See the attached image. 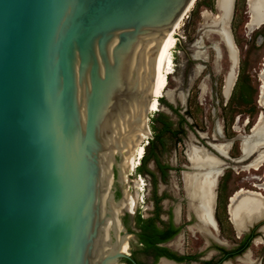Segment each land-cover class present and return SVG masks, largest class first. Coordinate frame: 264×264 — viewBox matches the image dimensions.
I'll list each match as a JSON object with an SVG mask.
<instances>
[{"label":"water","instance_id":"1","mask_svg":"<svg viewBox=\"0 0 264 264\" xmlns=\"http://www.w3.org/2000/svg\"><path fill=\"white\" fill-rule=\"evenodd\" d=\"M194 2L0 0V264L129 259L112 193L124 151L112 188L107 151L151 99L145 56ZM252 221L264 238V212Z\"/></svg>","mask_w":264,"mask_h":264},{"label":"rangeland","instance_id":"2","mask_svg":"<svg viewBox=\"0 0 264 264\" xmlns=\"http://www.w3.org/2000/svg\"><path fill=\"white\" fill-rule=\"evenodd\" d=\"M205 12L217 14L216 0H196L177 31V44L173 49L174 72L168 77L171 96L159 99L162 109L149 114L151 134L145 147V167L140 174V166L132 172L128 171V181L121 186L116 183V190L112 188L114 202L121 199L122 192L124 198L125 191L136 202L131 213L127 210V213L119 214L118 219L124 226L135 227L138 215L156 225H166L173 220L176 226L184 227L181 235L185 243H189V252L198 247L202 249L210 242L192 228L196 221L188 216L186 209L182 173L190 171L187 153L191 146L208 150L226 164L216 189L213 216L217 232L210 230L213 237L216 235V240L230 246L243 237L244 233L236 234L228 215L230 198L238 190L247 189L264 195V191L256 188V185L264 183V167L260 171L242 170L258 153L242 160L240 150L245 140H253L251 129L264 112L258 104L259 74L264 66V26L249 33L246 29V0H234L229 30L239 60L238 65L233 67L224 44L205 28L202 16ZM231 73L236 75V82L226 98L224 88ZM168 122L173 124L171 130L176 135L160 133ZM220 144L230 145L226 158L213 146ZM139 178L144 183L143 192L137 191L134 186ZM178 206L180 218L176 222L174 211ZM257 227L254 224L249 230ZM129 237L133 236H127V239ZM255 237H261V234L257 233ZM262 239L261 245L253 242L250 247L253 254L264 253ZM125 242L129 245V240ZM256 258L258 255L253 256V259Z\"/></svg>","mask_w":264,"mask_h":264},{"label":"bare ground","instance_id":"3","mask_svg":"<svg viewBox=\"0 0 264 264\" xmlns=\"http://www.w3.org/2000/svg\"><path fill=\"white\" fill-rule=\"evenodd\" d=\"M233 3L234 0H216L217 14L211 15L205 12L202 16L205 21V28L208 29L210 34L217 36L219 41L224 44L227 49L226 51H228L230 62L233 67H236L239 58L229 30ZM246 3L248 13L246 29L251 33L264 26V0H246ZM193 5L189 8L188 12L193 8ZM188 12L163 38L157 37L153 49L144 58L139 78L155 86L150 94L151 99L144 105L140 115L115 129L107 151L105 164V170L110 178L111 188L112 176L110 170L112 166V149L116 146H122L123 148L124 155L121 163L122 182H127V172H132L138 168L145 155V147L148 144V139L151 134L148 125L149 114L159 112L161 108L159 99L165 96H171V91L168 90V77L174 72L173 49H175L177 44L176 34L181 28V24ZM155 50H157L156 54L154 52ZM259 79L261 87L258 104L264 109V66L259 74ZM235 82L236 75L231 73L225 83L224 95L226 98L229 97ZM251 136L253 138L252 141L245 140L242 143L240 149L243 153L242 160L252 157L255 153H258V156L251 163L243 166L242 170L245 172L251 170L260 171V169L264 167V112L259 115L257 123L252 127ZM213 146L223 157L226 158L228 156L230 149L229 144L224 146H221V144L220 146ZM187 159L190 164L188 168L190 171L182 173V182L188 216L194 218L196 221L192 228L196 229L203 237L216 238V235L214 237L211 235L210 230L217 232V226L213 218L216 189L219 178L223 176L226 164L215 158L208 150L197 146H191L189 148ZM143 184L142 178L134 182L137 191L143 192ZM256 188L260 191H264V183L256 185ZM135 204L134 197L129 194L128 191H125L124 198H122L120 204L115 205L113 203L117 218L123 210L126 212L128 210V213H131ZM260 212H264V195L257 191L240 189L230 198L228 205L229 221L238 236L241 231L245 230L247 227L249 228L251 224L254 223V221L251 222L254 214ZM174 217L176 222H179V206L176 207L174 211ZM118 221L120 223L119 219ZM119 230H121V223ZM255 242L260 244L262 241L257 239ZM127 248L128 244L125 242L122 250L127 252ZM249 260L250 259L245 258L243 263L251 264Z\"/></svg>","mask_w":264,"mask_h":264},{"label":"flooded vegetation","instance_id":"4","mask_svg":"<svg viewBox=\"0 0 264 264\" xmlns=\"http://www.w3.org/2000/svg\"><path fill=\"white\" fill-rule=\"evenodd\" d=\"M182 229L184 227L176 226L173 220L166 225L148 221L143 227L124 226L120 234L133 237L127 239L129 259H121L118 264H245V258L250 259L251 264H264V253L253 254L250 250L257 229L244 233L238 243L230 246L208 238V245L202 249L194 248L193 252H189V243H185L181 235ZM255 255L258 258L253 259Z\"/></svg>","mask_w":264,"mask_h":264},{"label":"trees","instance_id":"5","mask_svg":"<svg viewBox=\"0 0 264 264\" xmlns=\"http://www.w3.org/2000/svg\"><path fill=\"white\" fill-rule=\"evenodd\" d=\"M160 102V101H159ZM175 111V110H174ZM160 117V116H159ZM157 120V119H156ZM155 120V121H156ZM182 121V118H180V122ZM173 124L171 123V122H168L166 125H164V129L160 132L161 134H165V133H170V134H172V135H176V133L173 131V130H171V126H172ZM156 137H158V136H156ZM150 145V144H149ZM146 161H147V156L146 155H144L143 156V158H142V160H141V162H140V169L138 170L139 171V174H140V172L142 171V169L145 167V164H146ZM155 163L157 164L158 163V161L157 160H155ZM158 165V164H157ZM161 169V168H160ZM162 170V169H161ZM165 170V169H164ZM135 224H136V226H139V227H143V226H146L147 225V221L146 220H144L143 218H141V216L140 215H138L137 217H136V220H135Z\"/></svg>","mask_w":264,"mask_h":264}]
</instances>
